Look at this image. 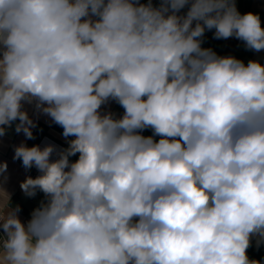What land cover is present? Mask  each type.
<instances>
[{"label": "clouds", "instance_id": "clouds-1", "mask_svg": "<svg viewBox=\"0 0 264 264\" xmlns=\"http://www.w3.org/2000/svg\"><path fill=\"white\" fill-rule=\"evenodd\" d=\"M206 30L264 50L236 0H0V137L35 138L28 104L68 145L15 147L39 172L21 190L45 197L26 223L0 162V264H264L247 255L264 244V65L202 47Z\"/></svg>", "mask_w": 264, "mask_h": 264}, {"label": "crops", "instance_id": "crops-1", "mask_svg": "<svg viewBox=\"0 0 264 264\" xmlns=\"http://www.w3.org/2000/svg\"><path fill=\"white\" fill-rule=\"evenodd\" d=\"M147 2L148 0H140V3L146 4ZM152 3L154 6H159V0H152ZM236 5L240 13L247 9V13L251 12L253 14H258L260 19L264 21V0H236ZM184 10L187 11V8ZM93 19L96 18L94 17ZM261 27L264 28L262 23ZM213 35L214 30L205 31L202 47L213 49L219 56H234L242 60L245 64H247L249 60H256L264 65V50L259 52L247 50L243 42L235 38L214 39ZM24 108L28 112L29 117L33 119L37 125L36 128L32 129L35 138L26 139L23 133L17 134L14 131V123L13 126L8 129L7 134L0 137V162L7 163V172L5 175L8 179L3 183V188L11 195L10 206H20L21 212L19 213V218L22 222L26 223L30 219V214L33 209L38 207L40 201L45 197L42 192H37L34 198H29L25 196L21 190L20 183L23 182L27 176L35 178L39 175V172L35 167L31 170H25L20 160L13 159L15 147L19 146L22 142L29 147L34 145L44 147L47 144H54L58 148H66L68 145L67 141L62 136L63 129L54 124L50 117L38 113L34 109V105L25 104ZM100 111L102 114L112 112L115 118L122 117L124 113V109L115 101H109L101 107ZM141 134L144 136H151L153 132L151 129H146ZM68 139H73V137H69ZM155 139L158 140L159 137H155ZM52 159H57V156L54 154ZM77 159L78 154L70 157V161L72 162ZM0 233H2V228H0ZM256 241L257 237L251 239V247L247 249V255L250 259L264 261V244L257 247Z\"/></svg>", "mask_w": 264, "mask_h": 264}, {"label": "built area", "instance_id": "built-area-1", "mask_svg": "<svg viewBox=\"0 0 264 264\" xmlns=\"http://www.w3.org/2000/svg\"><path fill=\"white\" fill-rule=\"evenodd\" d=\"M248 12V10L247 9H245L243 12H241V14H245V13H247ZM180 14H186V10H181V13ZM261 23L264 25V21L263 20H261Z\"/></svg>", "mask_w": 264, "mask_h": 264}]
</instances>
